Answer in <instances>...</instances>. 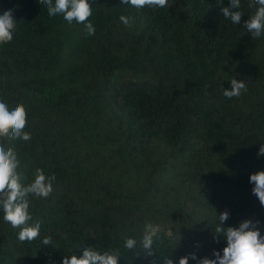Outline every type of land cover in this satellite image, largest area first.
<instances>
[{
  "label": "trees",
  "instance_id": "trees-1",
  "mask_svg": "<svg viewBox=\"0 0 264 264\" xmlns=\"http://www.w3.org/2000/svg\"><path fill=\"white\" fill-rule=\"evenodd\" d=\"M249 2L241 0L237 25L221 13L229 0L141 10L89 0L88 35L38 0H0V14L12 9L17 20L13 40L0 45V99L10 110L26 105L32 133L0 143L16 150L23 184L37 168L56 177L48 198L29 196L37 239L21 242L0 208V264H62L83 247L119 249L120 264H163L168 255L179 264L189 253L197 264L223 255L224 210L223 227L259 220L264 235L249 181L264 171V34L253 39L243 27L255 12ZM235 76L247 91L228 99ZM146 224L157 229L152 256Z\"/></svg>",
  "mask_w": 264,
  "mask_h": 264
},
{
  "label": "clouds",
  "instance_id": "clouds-1",
  "mask_svg": "<svg viewBox=\"0 0 264 264\" xmlns=\"http://www.w3.org/2000/svg\"><path fill=\"white\" fill-rule=\"evenodd\" d=\"M41 5L47 6L50 17L62 14L64 20L69 24L75 21L83 24L88 35L95 34V27L90 22L93 8L89 0H38ZM123 5H129L137 10L145 7L164 8L168 6V0H121ZM250 8L255 7L253 15L244 21L243 27L251 33L253 39L264 34V0H250ZM241 0H229L228 7H221V13L225 19H230L233 24L240 25L244 13L240 11ZM120 21L132 27L131 17L121 15ZM17 27V20L13 15V10L8 9L0 14V45L10 43L14 38ZM231 90L224 89L223 95L231 99L239 97L242 92L247 91L246 81L233 77L230 81ZM28 111L26 105L18 103L14 109H9L7 103L0 99V137L11 140L21 139L29 141L32 133L25 131ZM264 156V144L259 147L257 158ZM20 160L16 150L12 147H5L0 143V208L3 210V219L10 223L13 228H19L18 239L21 242H31L40 236L41 224L39 221L32 222L29 212V196L37 198H48L53 192V184L56 180L54 174L46 175L44 169L35 170L34 179L27 185L22 183V173L17 169ZM250 183L254 184L253 194L259 199L261 206H264V171H258L249 177ZM230 218L228 210L219 214V225L216 228L218 235L223 236L227 245L223 248V255L220 251H214V259L202 258L197 264H264V235H261L258 227L260 221L243 220L238 226L227 228L222 225ZM145 235L143 237V248L145 256H152L153 237L157 229L151 224H146ZM44 245H51L52 238L44 237ZM137 241L133 238L125 240V248L132 250L136 247ZM139 258V257H137ZM163 264H173L172 255L162 257ZM189 259L197 260L195 253H189L179 259V264H188ZM55 264V262H50ZM62 264H120V250L108 249L100 250L96 247H83L82 251L72 252L70 256H64ZM156 264V261H151Z\"/></svg>",
  "mask_w": 264,
  "mask_h": 264
}]
</instances>
